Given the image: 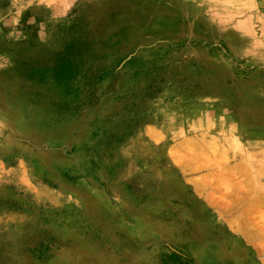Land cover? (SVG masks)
Returning <instances> with one entry per match:
<instances>
[{"label": "rangeland", "instance_id": "obj_1", "mask_svg": "<svg viewBox=\"0 0 264 264\" xmlns=\"http://www.w3.org/2000/svg\"><path fill=\"white\" fill-rule=\"evenodd\" d=\"M227 225L264 264V0H0V264H232Z\"/></svg>", "mask_w": 264, "mask_h": 264}, {"label": "crops", "instance_id": "obj_2", "mask_svg": "<svg viewBox=\"0 0 264 264\" xmlns=\"http://www.w3.org/2000/svg\"><path fill=\"white\" fill-rule=\"evenodd\" d=\"M228 220H230V221H227L228 224L229 223H233V224L235 223L234 217H232V221H231V217H230V219L228 217ZM258 230H259V233L263 232L262 231L263 229L258 228ZM213 234H214V232L211 231V239L212 240L213 239L218 240L219 239L218 235L214 236ZM226 234L228 235L229 238L232 239V245L230 244V246H229V254H230L229 255V261H230V263H232V264H252V263L253 264H261L262 258H261V255L259 254V252L257 251V249L253 248V246L250 244V242L247 241V238L244 235L241 236L240 234H238L234 226L231 227V226L227 225ZM236 238H237V241H236ZM230 243H231V241H230ZM182 251L184 253H181L180 255L190 257L192 260V264H193L194 260H193L192 256L190 254H188L187 252H185L183 249H182ZM226 257L227 256L225 255V259H226ZM232 259H234V260H232Z\"/></svg>", "mask_w": 264, "mask_h": 264}, {"label": "bare ground", "instance_id": "obj_3", "mask_svg": "<svg viewBox=\"0 0 264 264\" xmlns=\"http://www.w3.org/2000/svg\"><path fill=\"white\" fill-rule=\"evenodd\" d=\"M258 5V4H257ZM2 118H3V120L4 121H8V118H7V116L5 115L4 117H3V115H2ZM4 121H2L1 123L2 124H4ZM159 131V130H158ZM156 133V132H155ZM160 133V132H159ZM162 135V134H161ZM160 135V136H161ZM230 135V134H229ZM232 135V134H231ZM153 136H155V135H153ZM158 136V135H157ZM195 136V135H194ZM197 137V136H196ZM150 138V137H149ZM165 138V137H164ZM202 138H204V137H202ZM206 138V137H205ZM215 138V137H214ZM162 139V138H161ZM208 139V138H207ZM206 139V140H207ZM224 139V138H223ZM160 140V139H159ZM159 140H158V142H159ZM163 140V139H162ZM211 140V139H210ZM213 140V139H212ZM157 142V141H156ZM211 142V141H210ZM214 142V141H213ZM225 142V141H224ZM154 143V142H153ZM179 143H181V141L179 142ZM195 143V142H194ZM232 143V142H231ZM191 144V143H190ZM161 145V144H160ZM180 144H178V146H179ZM209 145V144H208ZM215 145V144H214ZM217 145V144H216ZM232 145V144H231ZM204 146V145H203ZM218 146V145H217ZM158 147V146H157ZM201 147V146H200ZM205 147V146H204ZM180 148V147H179ZM184 148V147H183ZM182 148V149H183ZM218 148V147H217ZM225 148V147H224ZM190 149V148H189ZM203 149V148H202ZM196 150V149H195ZM211 150H213V149H211ZM225 150V149H224ZM230 150H231V148H230ZM214 152V151H213ZM233 152V151H232ZM172 153V152H171ZM224 153V152H223ZM222 153V154H223ZM209 154H210V152H209ZM172 155V154H171ZM175 155V154H174ZM219 155V154H218ZM233 155V154H232ZM231 155V156H232ZM240 155V154H239ZM176 156H177V154H176ZM179 156V155H178ZM216 156V155H215ZM230 156V155H229ZM220 157H221V155H220ZM209 159V158H208ZM231 159V158H230ZM172 160V159H171ZM173 160H175V158L173 159ZM210 160V159H209ZM208 160V161H209ZM222 160V159H221ZM221 160H219V161H221ZM224 161H225V159H224ZM214 163H215V161H214ZM220 164V163H219ZM222 170V169H221ZM228 170V169H227ZM243 173V172H242ZM261 173V172H260ZM256 174V173H255ZM262 174V173H261ZM260 174V175H261ZM229 178H230V176H229ZM259 181V180H258ZM201 183V182H200ZM219 184V183H218ZM221 184V183H220ZM248 184V183H247ZM237 185V184H236ZM259 185V184H258ZM217 187H219V186H217ZM216 189V188H215ZM252 189V188H251ZM254 189V188H253ZM218 191V190H217ZM254 192V191H253ZM216 193H218V192H216ZM233 193V192H232ZM216 196V195H215ZM215 198V197H214ZM241 199V198H240ZM243 200V199H242ZM216 203V202H215ZM258 204V203H257ZM237 205V204H236ZM254 205V204H253ZM231 206V205H230ZM203 209V208H202ZM226 209V208H225ZM189 210H191L190 208H186L185 209V211H189ZM224 211V210H223ZM230 212V211H229ZM197 214H198V211H197ZM202 215V214H201ZM212 216V215H211ZM255 217V216H254ZM202 218H203V216H202ZM214 218V217H213ZM212 218V219H213ZM261 218H263V217H261ZM198 219V218H197ZM195 220H196V218H195ZM206 220V219H205ZM244 220V219H243ZM239 221V220H238ZM196 222L198 223V221L196 220ZM202 223H204V222H201L200 224H202ZM199 226V225H198ZM198 226H196V227H198ZM191 230H193V229H191ZM197 231H198V228H197ZM183 232V231H182ZM225 234V233H224ZM183 235H184V232H183ZM182 235V236H183ZM243 235V234H242ZM191 236H192V234H191ZM248 240V239H247ZM195 241V240H194ZM199 241V240H198ZM226 241V240H225ZM191 242H193V241H191ZM234 242V241H233ZM236 242V241H235ZM197 243V242H196ZM201 244V243H200ZM237 244V243H236ZM202 245V244H201ZM210 245V244H209ZM215 245V244H214ZM226 245H227V243H226ZM242 245V244H241ZM195 246V245H194ZM208 246V245H207ZM197 247V246H196ZM195 247V248H196ZM202 247H204L203 245L201 246V248H200V250L198 249L197 251H196V256H198V264L201 262V260H203L204 258H206V257H208L207 256V247H204V248H202ZM234 247V246H233ZM237 248V247H236ZM230 255V254H229ZM210 257V256H209ZM218 257V256H217ZM222 256H220V258H221ZM207 259V258H206ZM235 259V258H234ZM234 259H232V260H234ZM231 260V261H232ZM255 260V259H254ZM212 261V260H211ZM217 261V260H216ZM216 264V263H215ZM221 264V263H220Z\"/></svg>", "mask_w": 264, "mask_h": 264}]
</instances>
